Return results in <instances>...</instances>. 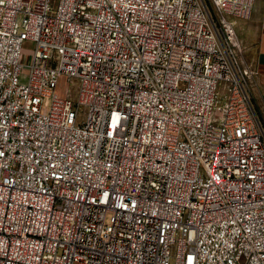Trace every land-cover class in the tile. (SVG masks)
I'll return each instance as SVG.
<instances>
[{"label":"built area","instance_id":"obj_1","mask_svg":"<svg viewBox=\"0 0 264 264\" xmlns=\"http://www.w3.org/2000/svg\"><path fill=\"white\" fill-rule=\"evenodd\" d=\"M253 6L0 0V264H264Z\"/></svg>","mask_w":264,"mask_h":264},{"label":"crops","instance_id":"obj_2","mask_svg":"<svg viewBox=\"0 0 264 264\" xmlns=\"http://www.w3.org/2000/svg\"><path fill=\"white\" fill-rule=\"evenodd\" d=\"M236 29L244 45V58L255 72V100L264 121V0H254L250 17L238 20Z\"/></svg>","mask_w":264,"mask_h":264},{"label":"rangeland","instance_id":"obj_3","mask_svg":"<svg viewBox=\"0 0 264 264\" xmlns=\"http://www.w3.org/2000/svg\"><path fill=\"white\" fill-rule=\"evenodd\" d=\"M24 53L26 55L25 63L30 64L31 59H32V44L31 43L26 44V48L24 50ZM59 93L62 95L64 93V90H61V91L59 90Z\"/></svg>","mask_w":264,"mask_h":264}]
</instances>
